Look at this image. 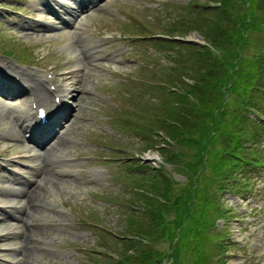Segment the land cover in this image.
Masks as SVG:
<instances>
[{"label":"rangeland","instance_id":"1","mask_svg":"<svg viewBox=\"0 0 264 264\" xmlns=\"http://www.w3.org/2000/svg\"><path fill=\"white\" fill-rule=\"evenodd\" d=\"M100 3V7L108 9L111 14L91 8L88 15L71 27L52 32L38 25L27 29L18 26L19 23L37 24L44 20L53 23L54 15L44 11L39 0H0V67L6 71L14 69L12 62L19 60L15 55L22 52L31 61L21 62L41 64L52 70L59 80L65 81L69 88H75L69 93L72 97L67 98L72 104L69 117L59 127L58 136L43 151L46 152L44 162L50 154L58 159V165L55 172L44 168L45 175L31 196L38 207L29 218L44 222L32 227L24 225L29 235H24L20 241L8 239L11 227L0 226L7 237L5 240L0 238V248H3L0 256H7L3 251L7 247H15V254L19 249L22 264H117L120 253L129 249L121 235L125 231L133 232L137 217L150 221L139 206L146 201L145 196L129 202L137 196L134 193V173L141 172L136 165L127 164L131 159H141L140 162L149 164L151 169L159 162L168 166L174 180L170 186L176 193L181 194L183 187L190 184V187L202 191L208 189L205 193L208 197L215 186L210 185V178L204 173L208 160L199 163L197 154L206 151L204 144L187 149L190 163L183 171L177 170L171 166L169 158L163 157L157 145L147 147L149 137L153 134L157 137L160 132L155 129L156 124L151 121L147 127L142 120L131 117L143 118L142 107L148 104L155 108L159 99L166 97L164 87L157 86L156 76L161 68L163 74L172 69L174 61L171 56H178L176 53L181 47L178 43L163 45L156 38L164 33L177 12L185 10L182 5L203 3L213 7L218 0H103ZM205 14L208 17L205 21L209 23L212 17L216 22L218 12L207 10ZM205 21L204 27L208 26ZM51 32L56 35L52 39L49 37ZM188 33L189 38L203 40L196 29ZM255 33L263 36L261 32ZM87 44L96 48L95 56L87 60L75 57V49ZM23 45L31 49L22 50ZM252 45H249L248 52L257 44ZM4 48L11 49L8 51L11 56L3 53ZM27 70L32 69H21L24 76H27ZM30 77L33 79V75ZM184 79L188 81L189 77ZM1 97L0 164L22 167L17 163H28L34 154L32 150L25 151L30 142L14 143L7 136L17 131L16 125L7 121L11 116L8 102L13 103V99ZM17 101L16 107L27 104L25 97L16 98ZM138 104L140 113L136 110ZM224 114L226 118L227 113ZM218 121L221 129L225 122L220 117ZM137 123L143 125L147 134L135 130L133 124ZM261 147L264 148V140ZM29 153L32 156L29 157ZM40 157L41 153L35 158L38 161ZM144 174L147 182L152 180L149 169ZM235 186L231 192L215 190L219 205L217 210H211L207 226L213 235L223 238L225 244L219 253H223L224 264H264V227L260 223L264 220V166L251 171L246 188ZM223 206H231L233 211L225 216ZM89 210L95 211L88 214L94 223L83 219ZM132 212L130 223L125 227L129 218L125 220V215ZM165 214L169 216V213ZM185 223L186 215H180L173 224L174 228L180 227L174 229V237L180 236ZM155 245L164 255L162 264H180L168 256L166 240H157ZM210 245L212 251L209 250L216 258L212 241ZM144 263L150 264V261L144 260Z\"/></svg>","mask_w":264,"mask_h":264},{"label":"trees","instance_id":"2","mask_svg":"<svg viewBox=\"0 0 264 264\" xmlns=\"http://www.w3.org/2000/svg\"><path fill=\"white\" fill-rule=\"evenodd\" d=\"M195 4L182 5L185 10L177 12L164 29L169 37L159 39L163 45L178 43L181 47L176 53L178 56H171L174 61L172 69L160 73L165 76L158 74L157 77L166 97L159 99L150 111L144 110L143 118H131L142 120L147 127L151 121L156 124L155 129L160 132L157 137L154 134L149 137L147 147L157 145L163 157L169 158L171 166L177 170L183 171L190 163L187 149L204 144L206 151L196 154L199 163L208 160L207 172L203 171L209 176L210 185L215 186L208 197H205L208 189L203 192L190 184L183 187L181 194L176 193L170 186L174 180L168 166L159 162L151 169L149 164L131 159L127 164L136 165L141 172L134 173V193L137 196L129 202L145 196L146 201L139 206L150 221L137 217L133 232L123 233V240L131 250L121 252L117 264H145L144 260L159 264L164 255L155 242L160 239L168 242V256L177 263L224 264L225 259L219 253L223 250V240L218 234L213 235L207 226L211 210H217L219 205L215 190L231 188L230 183L241 180L246 169L264 163V152L259 143L263 138L264 120V0H218L213 7ZM206 9L218 12L216 22L212 17L209 23L205 21L208 18ZM204 21L208 26L204 27ZM193 29L200 32L206 44L172 38L173 35L185 36ZM255 32H261L263 36H257ZM252 44H257L256 48L248 52ZM185 76L189 77L188 81ZM140 108L138 104L136 110L139 113ZM219 117L225 122L221 129ZM133 126L147 134L143 125L137 123ZM214 165H218L217 168ZM148 169L153 177L149 182L144 177ZM140 174L142 178L138 176ZM243 180L247 186L248 181L245 177ZM129 214L125 227L129 225L133 212ZM180 215H186L187 223L176 238L174 229L180 227L174 228L173 224ZM211 241L218 258H214L211 252Z\"/></svg>","mask_w":264,"mask_h":264},{"label":"bare ground","instance_id":"3","mask_svg":"<svg viewBox=\"0 0 264 264\" xmlns=\"http://www.w3.org/2000/svg\"><path fill=\"white\" fill-rule=\"evenodd\" d=\"M57 21V20H56ZM1 83V82H0ZM79 89V88H78ZM75 90V88H69L68 87V84L66 82H63L62 84L61 83H55V91L53 93V90L51 89H47V93H52V97L54 94H59L60 97H59V100L63 99V96L66 95V93H69L70 91H73ZM65 91V93H64ZM72 93V92H71ZM52 105V103H51ZM73 109V108H72ZM49 153V152H48ZM50 155V154H49ZM56 155V154H55ZM47 159V158H46ZM44 160V159H43ZM31 173L33 172V170H30ZM19 201V200H18Z\"/></svg>","mask_w":264,"mask_h":264}]
</instances>
